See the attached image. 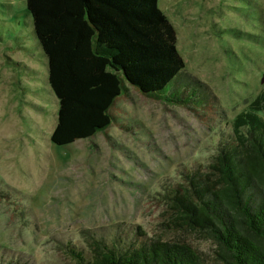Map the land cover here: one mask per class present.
Masks as SVG:
<instances>
[{
    "label": "rangeland",
    "instance_id": "1",
    "mask_svg": "<svg viewBox=\"0 0 264 264\" xmlns=\"http://www.w3.org/2000/svg\"><path fill=\"white\" fill-rule=\"evenodd\" d=\"M158 8L201 104L164 105L128 86L108 129L55 146L58 102L26 0H0V264H77L67 247L88 258L90 235L183 243L212 262L216 247L175 228L163 195L193 173L203 179L236 115L264 89V0Z\"/></svg>",
    "mask_w": 264,
    "mask_h": 264
},
{
    "label": "trees",
    "instance_id": "2",
    "mask_svg": "<svg viewBox=\"0 0 264 264\" xmlns=\"http://www.w3.org/2000/svg\"><path fill=\"white\" fill-rule=\"evenodd\" d=\"M58 102L55 146L89 139L114 124L110 110L126 87L164 105L201 104L183 79L173 26L158 0H26ZM183 81V82H182ZM193 83V84H192ZM264 89L232 122L202 175L165 190L171 223L216 247L210 264H264ZM138 235H144L140 230ZM77 264H206L183 243L108 242L88 236Z\"/></svg>",
    "mask_w": 264,
    "mask_h": 264
},
{
    "label": "water",
    "instance_id": "3",
    "mask_svg": "<svg viewBox=\"0 0 264 264\" xmlns=\"http://www.w3.org/2000/svg\"><path fill=\"white\" fill-rule=\"evenodd\" d=\"M263 81H264V80H263ZM263 81H262V82H263Z\"/></svg>",
    "mask_w": 264,
    "mask_h": 264
}]
</instances>
